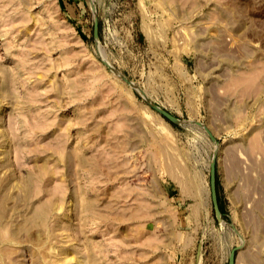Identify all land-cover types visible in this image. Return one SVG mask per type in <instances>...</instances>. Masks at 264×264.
<instances>
[{
	"label": "rangeland",
	"instance_id": "rangeland-1",
	"mask_svg": "<svg viewBox=\"0 0 264 264\" xmlns=\"http://www.w3.org/2000/svg\"><path fill=\"white\" fill-rule=\"evenodd\" d=\"M1 163L96 264H264V0H0Z\"/></svg>",
	"mask_w": 264,
	"mask_h": 264
},
{
	"label": "bare ground",
	"instance_id": "bare-ground-1",
	"mask_svg": "<svg viewBox=\"0 0 264 264\" xmlns=\"http://www.w3.org/2000/svg\"><path fill=\"white\" fill-rule=\"evenodd\" d=\"M96 43L98 45L97 40ZM100 48L102 47L100 46ZM99 51L102 50L99 49ZM96 78L100 79L102 75H97ZM56 88H58V85ZM105 145L113 147V150L117 151L118 154H123L126 151V147H124L126 144H112L109 140H105ZM127 146L130 147L129 144ZM133 146L131 147L133 148ZM74 150H76L75 147L68 146L60 154L59 158L61 157L66 166L71 167L75 162L80 163L81 166L90 163L89 160L82 159L77 154H74ZM43 165L45 166V162H43ZM124 165H127L126 161H120V164L116 167L126 171L123 169ZM0 166H2V163ZM29 180L22 177L16 184H10L8 177L1 178L0 176V264H21V261L16 259L18 254L15 256V253L18 252L17 246L24 243L29 244L30 250H32L30 251L31 258H33L32 264L98 263L99 259L97 257L98 254H95L97 252L95 247H89L83 242L82 244L85 246L82 250L80 247L77 248L78 246H75L76 249L72 247L73 243L71 242L77 234L75 233L72 220L74 218L72 216V206L74 205L77 208L80 196L77 193L78 191L74 192V197L71 196L72 199L68 209H65V207L55 201L54 204L51 202L53 205L48 210L42 206L43 204L33 205L29 212L30 215L27 216L24 215L25 207L30 203V197L33 194ZM15 187L17 188L16 191L14 190ZM81 207L84 208L85 206ZM13 213H20V221L13 219ZM77 214L78 211L76 209L74 215ZM16 217L20 218L18 215ZM16 244L18 245L16 246Z\"/></svg>",
	"mask_w": 264,
	"mask_h": 264
},
{
	"label": "water",
	"instance_id": "water-1",
	"mask_svg": "<svg viewBox=\"0 0 264 264\" xmlns=\"http://www.w3.org/2000/svg\"><path fill=\"white\" fill-rule=\"evenodd\" d=\"M94 38L96 40L98 39V29H97V22L96 21H95V24H94ZM105 64H107V63H105ZM109 67H111V66H109ZM120 79H122L127 84H130V82L127 79H125L123 77H121ZM146 100H147V103L149 104V106H151L159 114L163 115L165 118H167L168 120H170L173 123H180L179 119H177L176 117H174L171 114L167 113L162 108H160V107L156 106L155 104L151 103L148 99H146ZM208 134H209L210 139L213 142H216L215 138L209 132H208ZM210 188H211V201H212L214 213L216 215V218L220 221L221 220V211H220L219 206H218L217 195H216V190H215V156H213V158L211 160V164H210ZM237 249L238 248H235V249H233L230 252L229 264H234V254H235V251Z\"/></svg>",
	"mask_w": 264,
	"mask_h": 264
}]
</instances>
